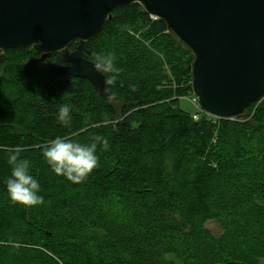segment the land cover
I'll list each match as a JSON object with an SVG mask.
<instances>
[{
  "label": "trees",
  "instance_id": "trees-1",
  "mask_svg": "<svg viewBox=\"0 0 264 264\" xmlns=\"http://www.w3.org/2000/svg\"><path fill=\"white\" fill-rule=\"evenodd\" d=\"M88 49L89 61L107 54L120 69L103 72L111 99L43 71L32 48L0 50V264H264V100L247 118L194 120L179 105L193 96V56L137 3L114 8ZM47 62L62 64L59 53ZM95 136L107 146L97 143L98 166L81 183L43 158L56 137ZM14 149L43 203L9 200Z\"/></svg>",
  "mask_w": 264,
  "mask_h": 264
},
{
  "label": "water",
  "instance_id": "water-1",
  "mask_svg": "<svg viewBox=\"0 0 264 264\" xmlns=\"http://www.w3.org/2000/svg\"><path fill=\"white\" fill-rule=\"evenodd\" d=\"M134 3L193 56L189 90L208 116L247 118L264 100V0H0V50L32 48L43 71L87 80L111 99L103 72L86 58L89 42L114 8ZM53 53L62 64L47 62Z\"/></svg>",
  "mask_w": 264,
  "mask_h": 264
},
{
  "label": "clouds",
  "instance_id": "clouds-1",
  "mask_svg": "<svg viewBox=\"0 0 264 264\" xmlns=\"http://www.w3.org/2000/svg\"><path fill=\"white\" fill-rule=\"evenodd\" d=\"M94 69L105 73H119L115 61L110 55H98L93 65ZM57 119L62 124L70 122V109L63 106L58 110ZM97 143L107 146V140L95 136L90 143L73 142L66 138L56 137L52 139L43 151L50 170L63 176L73 183L83 182L87 176L98 166L96 155ZM11 166L10 175L6 181V192L10 201L24 206H35L43 203L40 195V182L31 174V162L21 158L19 149H14L6 158Z\"/></svg>",
  "mask_w": 264,
  "mask_h": 264
},
{
  "label": "rangeland",
  "instance_id": "rangeland-1",
  "mask_svg": "<svg viewBox=\"0 0 264 264\" xmlns=\"http://www.w3.org/2000/svg\"><path fill=\"white\" fill-rule=\"evenodd\" d=\"M189 98V97H186ZM186 98H182L179 100V105L182 109L189 111L190 113H193L195 111V108L189 103V101ZM206 228L214 235L219 236L221 233V228L219 226V223L216 221H209L206 223Z\"/></svg>",
  "mask_w": 264,
  "mask_h": 264
},
{
  "label": "built area",
  "instance_id": "built-area-1",
  "mask_svg": "<svg viewBox=\"0 0 264 264\" xmlns=\"http://www.w3.org/2000/svg\"><path fill=\"white\" fill-rule=\"evenodd\" d=\"M152 19H156L155 17H151ZM188 101H189V103H191V105L195 108V111L192 113V118L194 119V120H197V118H198V116H199V114H206V113H204L202 110H201V108L199 107V105H198V102H197V99H196V97L193 95V96H191V97H189V98H186ZM207 115V114H206ZM208 116V115H207ZM210 117V116H209Z\"/></svg>",
  "mask_w": 264,
  "mask_h": 264
}]
</instances>
